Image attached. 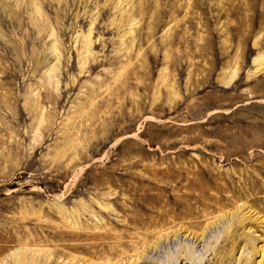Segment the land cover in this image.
<instances>
[{"label":"rangeland","instance_id":"rangeland-1","mask_svg":"<svg viewBox=\"0 0 264 264\" xmlns=\"http://www.w3.org/2000/svg\"><path fill=\"white\" fill-rule=\"evenodd\" d=\"M20 263L264 264V0H0Z\"/></svg>","mask_w":264,"mask_h":264},{"label":"bare ground","instance_id":"bare-ground-1","mask_svg":"<svg viewBox=\"0 0 264 264\" xmlns=\"http://www.w3.org/2000/svg\"><path fill=\"white\" fill-rule=\"evenodd\" d=\"M38 11V10H37ZM21 264V263H20Z\"/></svg>","mask_w":264,"mask_h":264}]
</instances>
